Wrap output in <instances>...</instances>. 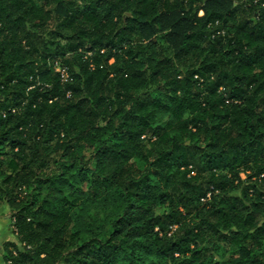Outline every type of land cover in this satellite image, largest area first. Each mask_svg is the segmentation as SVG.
I'll return each mask as SVG.
<instances>
[{
    "label": "trees",
    "instance_id": "obj_1",
    "mask_svg": "<svg viewBox=\"0 0 264 264\" xmlns=\"http://www.w3.org/2000/svg\"><path fill=\"white\" fill-rule=\"evenodd\" d=\"M2 204L6 264H264V0H0Z\"/></svg>",
    "mask_w": 264,
    "mask_h": 264
},
{
    "label": "crops",
    "instance_id": "obj_2",
    "mask_svg": "<svg viewBox=\"0 0 264 264\" xmlns=\"http://www.w3.org/2000/svg\"><path fill=\"white\" fill-rule=\"evenodd\" d=\"M17 239L13 233L10 221V213L5 204L0 205V264H6L3 258L4 246L16 243Z\"/></svg>",
    "mask_w": 264,
    "mask_h": 264
},
{
    "label": "rangeland",
    "instance_id": "obj_3",
    "mask_svg": "<svg viewBox=\"0 0 264 264\" xmlns=\"http://www.w3.org/2000/svg\"><path fill=\"white\" fill-rule=\"evenodd\" d=\"M233 258L231 252L227 248L222 247L216 253V259L221 261L222 264H230Z\"/></svg>",
    "mask_w": 264,
    "mask_h": 264
},
{
    "label": "built area",
    "instance_id": "obj_4",
    "mask_svg": "<svg viewBox=\"0 0 264 264\" xmlns=\"http://www.w3.org/2000/svg\"><path fill=\"white\" fill-rule=\"evenodd\" d=\"M61 75H62V79L65 80V79H66V76H65V72H64V70L61 71Z\"/></svg>",
    "mask_w": 264,
    "mask_h": 264
}]
</instances>
